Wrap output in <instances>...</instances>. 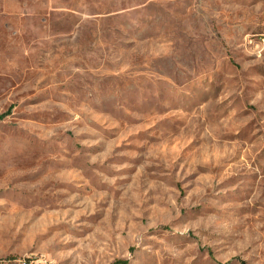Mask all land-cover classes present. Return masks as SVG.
<instances>
[{"label":"rangeland","instance_id":"obj_1","mask_svg":"<svg viewBox=\"0 0 264 264\" xmlns=\"http://www.w3.org/2000/svg\"><path fill=\"white\" fill-rule=\"evenodd\" d=\"M264 0H0V264H264Z\"/></svg>","mask_w":264,"mask_h":264},{"label":"bare ground","instance_id":"obj_2","mask_svg":"<svg viewBox=\"0 0 264 264\" xmlns=\"http://www.w3.org/2000/svg\"><path fill=\"white\" fill-rule=\"evenodd\" d=\"M255 41L258 47H261V51L264 53V32H260L255 36Z\"/></svg>","mask_w":264,"mask_h":264},{"label":"built area","instance_id":"obj_3","mask_svg":"<svg viewBox=\"0 0 264 264\" xmlns=\"http://www.w3.org/2000/svg\"><path fill=\"white\" fill-rule=\"evenodd\" d=\"M262 32H264V30H263ZM256 49H257V51L259 52V54H260L261 56H264L263 51H261V47H256Z\"/></svg>","mask_w":264,"mask_h":264}]
</instances>
